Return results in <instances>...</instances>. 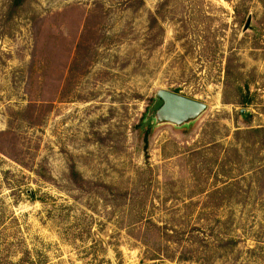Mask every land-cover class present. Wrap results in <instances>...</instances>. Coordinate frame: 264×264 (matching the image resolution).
<instances>
[{
    "label": "rangeland",
    "instance_id": "rangeland-1",
    "mask_svg": "<svg viewBox=\"0 0 264 264\" xmlns=\"http://www.w3.org/2000/svg\"><path fill=\"white\" fill-rule=\"evenodd\" d=\"M0 264H264V0H0Z\"/></svg>",
    "mask_w": 264,
    "mask_h": 264
},
{
    "label": "water",
    "instance_id": "water-1",
    "mask_svg": "<svg viewBox=\"0 0 264 264\" xmlns=\"http://www.w3.org/2000/svg\"><path fill=\"white\" fill-rule=\"evenodd\" d=\"M249 25L250 19H248L245 29H248ZM205 107L201 102L169 91H162L153 105L152 112H160L168 118L180 120L201 112Z\"/></svg>",
    "mask_w": 264,
    "mask_h": 264
},
{
    "label": "trees",
    "instance_id": "trees-1",
    "mask_svg": "<svg viewBox=\"0 0 264 264\" xmlns=\"http://www.w3.org/2000/svg\"><path fill=\"white\" fill-rule=\"evenodd\" d=\"M15 7H16V4H15ZM244 103H247V102H244Z\"/></svg>",
    "mask_w": 264,
    "mask_h": 264
}]
</instances>
